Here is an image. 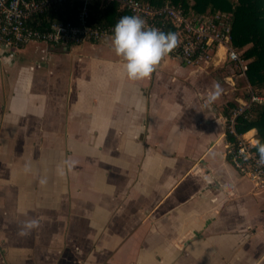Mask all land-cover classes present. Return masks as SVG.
Segmentation results:
<instances>
[{
	"label": "crops",
	"instance_id": "crops-1",
	"mask_svg": "<svg viewBox=\"0 0 264 264\" xmlns=\"http://www.w3.org/2000/svg\"><path fill=\"white\" fill-rule=\"evenodd\" d=\"M111 41L0 48V259L264 264V190L227 152L245 77L227 74L224 49L203 68L172 50L130 81ZM30 44L37 72L25 69Z\"/></svg>",
	"mask_w": 264,
	"mask_h": 264
},
{
	"label": "built area",
	"instance_id": "built-area-1",
	"mask_svg": "<svg viewBox=\"0 0 264 264\" xmlns=\"http://www.w3.org/2000/svg\"><path fill=\"white\" fill-rule=\"evenodd\" d=\"M118 4L125 15H138L146 26L178 36L174 52L190 66L203 68L224 49L226 60L239 69L247 80V98L229 109L225 116L227 131L232 135L228 155L235 169L264 190V165H258L257 141L236 130L238 117L249 114L252 105L264 104V95L248 82L247 61L233 45L232 14H186L167 0L152 5L141 0H0V48L12 55L15 48L31 41L79 45L113 36L115 23L93 20V8L105 9Z\"/></svg>",
	"mask_w": 264,
	"mask_h": 264
},
{
	"label": "trees",
	"instance_id": "trees-1",
	"mask_svg": "<svg viewBox=\"0 0 264 264\" xmlns=\"http://www.w3.org/2000/svg\"><path fill=\"white\" fill-rule=\"evenodd\" d=\"M152 5L164 4L167 0H141ZM186 14H210L226 11L232 14L233 45L248 62L246 71L248 82L264 95V0H171ZM93 8V20L117 23L126 12L118 4L107 8ZM245 98L248 94L243 95ZM237 103L232 102L231 108ZM228 109H230L228 107ZM257 129L258 143H264V104L252 105L249 114L238 117L236 130L245 133ZM229 140L233 137L227 134ZM256 144V145H257ZM256 148V147H255ZM257 150V148H256Z\"/></svg>",
	"mask_w": 264,
	"mask_h": 264
},
{
	"label": "clouds",
	"instance_id": "clouds-1",
	"mask_svg": "<svg viewBox=\"0 0 264 264\" xmlns=\"http://www.w3.org/2000/svg\"><path fill=\"white\" fill-rule=\"evenodd\" d=\"M112 47L117 57L123 61L122 70L130 81H140L151 77L162 60L177 46L178 36L173 32H163L155 27L146 26V21L138 15H125L114 26ZM219 84L213 86L205 98V106L214 103L220 96ZM258 165H264V143L256 145ZM39 227V220L25 221V230Z\"/></svg>",
	"mask_w": 264,
	"mask_h": 264
},
{
	"label": "rangeland",
	"instance_id": "rangeland-1",
	"mask_svg": "<svg viewBox=\"0 0 264 264\" xmlns=\"http://www.w3.org/2000/svg\"><path fill=\"white\" fill-rule=\"evenodd\" d=\"M38 42H41L39 45L43 44L42 43L43 41H38ZM30 46L32 47L33 53L31 55H28L25 57L26 63H29V64H26L25 69L32 71V72H37V71H39L38 67H39V61H40L39 46L37 47L36 44H30ZM36 53H37V55H36ZM227 62H228L227 64H229V66L231 67V68L228 67L230 72L227 74L233 75V73H239V69L236 68V66L234 64L230 63L228 60H227ZM30 67H32V68L30 69ZM235 80H236V86H237L235 93L239 94V95H246V90H247L246 78L244 79L243 77H239L238 79H235ZM0 264H5L4 259H0Z\"/></svg>",
	"mask_w": 264,
	"mask_h": 264
},
{
	"label": "bare ground",
	"instance_id": "bare-ground-1",
	"mask_svg": "<svg viewBox=\"0 0 264 264\" xmlns=\"http://www.w3.org/2000/svg\"><path fill=\"white\" fill-rule=\"evenodd\" d=\"M247 135V134H246Z\"/></svg>",
	"mask_w": 264,
	"mask_h": 264
}]
</instances>
